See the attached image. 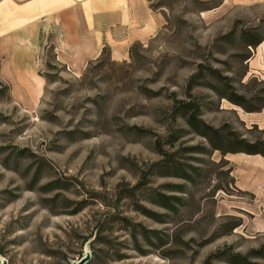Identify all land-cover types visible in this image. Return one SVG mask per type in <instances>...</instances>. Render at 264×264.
Returning <instances> with one entry per match:
<instances>
[{"label":"rangeland","instance_id":"374dc122","mask_svg":"<svg viewBox=\"0 0 264 264\" xmlns=\"http://www.w3.org/2000/svg\"><path fill=\"white\" fill-rule=\"evenodd\" d=\"M222 1L149 0L160 28L124 59L104 50L69 72L48 46L33 74L42 85L14 89L0 72V264H229L264 246L263 209L235 191L222 152L173 116L193 101L205 124L264 143V128L221 97L264 110V79L248 76L256 48L241 35L264 37V4ZM160 193L180 201L167 210Z\"/></svg>","mask_w":264,"mask_h":264},{"label":"crops","instance_id":"0c3cea01","mask_svg":"<svg viewBox=\"0 0 264 264\" xmlns=\"http://www.w3.org/2000/svg\"><path fill=\"white\" fill-rule=\"evenodd\" d=\"M261 4L264 0H223L219 9ZM160 25L149 0H0V72L10 74L5 82L11 88H30L48 46L60 65L76 73L104 50L114 60L124 59L132 45L152 39ZM248 64V76L264 79V41ZM34 81L42 85L38 76ZM244 117L264 128V110ZM224 160L232 168L235 191L251 196L264 214V158L227 154ZM249 207L244 211L252 214Z\"/></svg>","mask_w":264,"mask_h":264},{"label":"trees","instance_id":"16d2710c","mask_svg":"<svg viewBox=\"0 0 264 264\" xmlns=\"http://www.w3.org/2000/svg\"><path fill=\"white\" fill-rule=\"evenodd\" d=\"M236 33V29L234 28L230 33L223 36V39H227L229 37H233ZM242 38L244 37V41L246 46L250 48H256L260 43L264 41V37H256L253 38L249 36L246 32H243ZM249 58L245 57V61ZM204 67L202 64H198L197 73L190 79L186 86V96L190 98V92L195 86V83L198 79L202 77ZM214 71H212V74ZM3 88H7V86H3ZM8 90V89H7ZM221 97L228 100L230 103L242 108L246 113H257L260 110L248 104L246 98L241 95H237L232 93L228 96ZM201 107L198 104H195L193 101H179L177 105L174 107L173 116L174 118L180 117L185 119L187 125L200 136L206 138L212 148L216 151L222 152L225 156L227 154H245V155H260L264 158V143L262 141H249L243 138L242 135H239L236 132H228L227 134H223V128H213L207 124H205L200 119ZM161 155L163 156L164 164L169 160L170 154L162 151ZM155 167V166H154ZM188 179V177H187ZM60 189V188H54ZM177 189H182V187H177ZM159 198V202L161 205L167 210H173L175 205L179 203L180 199L173 198L169 196H165L164 194H157ZM221 253H217L213 255L211 258L216 261H221ZM210 258V259H211ZM230 260H225V262L229 264H259L257 262L251 260H263L264 259V246H261L259 249H252L248 252L246 256H241L239 254L231 255Z\"/></svg>","mask_w":264,"mask_h":264},{"label":"water","instance_id":"95a60500","mask_svg":"<svg viewBox=\"0 0 264 264\" xmlns=\"http://www.w3.org/2000/svg\"><path fill=\"white\" fill-rule=\"evenodd\" d=\"M89 260L88 256H85L84 258H81L78 260V262H74L73 264H85Z\"/></svg>","mask_w":264,"mask_h":264},{"label":"built area","instance_id":"2783aa9c","mask_svg":"<svg viewBox=\"0 0 264 264\" xmlns=\"http://www.w3.org/2000/svg\"><path fill=\"white\" fill-rule=\"evenodd\" d=\"M66 70L69 71V72L71 71L70 68H69L68 66L66 67Z\"/></svg>","mask_w":264,"mask_h":264}]
</instances>
